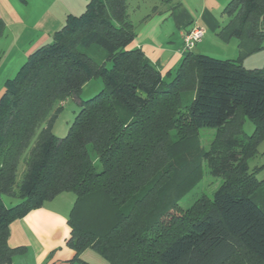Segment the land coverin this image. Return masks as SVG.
Masks as SVG:
<instances>
[{
    "label": "trees",
    "instance_id": "trees-1",
    "mask_svg": "<svg viewBox=\"0 0 264 264\" xmlns=\"http://www.w3.org/2000/svg\"><path fill=\"white\" fill-rule=\"evenodd\" d=\"M128 1L88 0L5 81L0 264L23 251L8 245L11 222L62 192L75 194L73 260L89 248L109 264H264V180L247 165L264 133V65L247 69L193 47L162 75L132 46ZM224 13L217 34L235 37L240 57L264 47V0H229ZM96 77L103 88L80 100ZM68 98L80 109L58 137L52 121ZM242 115L255 121L253 135L242 132ZM204 127L215 129L207 149ZM192 148L222 181L212 197L180 209L201 178L200 160L184 155ZM4 196L20 200L8 206Z\"/></svg>",
    "mask_w": 264,
    "mask_h": 264
},
{
    "label": "crops",
    "instance_id": "crops-1",
    "mask_svg": "<svg viewBox=\"0 0 264 264\" xmlns=\"http://www.w3.org/2000/svg\"><path fill=\"white\" fill-rule=\"evenodd\" d=\"M87 1L0 0V96L5 81L16 74L26 58L51 40L68 14H80ZM228 1L129 0L127 12L135 28L132 46L141 49L145 60L165 75L176 69L183 56V34L199 25L204 35L192 52L215 51L223 59L240 58L247 69L258 68L264 61V47L240 57L238 40L231 37L225 41L217 34L227 21L224 8ZM60 194L11 222L8 245L22 247L23 253L16 254L9 264L75 263V252L66 245L70 234L68 215L52 205ZM84 252L78 261L83 262Z\"/></svg>",
    "mask_w": 264,
    "mask_h": 264
},
{
    "label": "rangeland",
    "instance_id": "rangeland-1",
    "mask_svg": "<svg viewBox=\"0 0 264 264\" xmlns=\"http://www.w3.org/2000/svg\"><path fill=\"white\" fill-rule=\"evenodd\" d=\"M142 0H140L141 2ZM144 3H149L152 0H143ZM154 4V3H153ZM98 46L96 44H92L91 48H97ZM212 52V51H211ZM210 55L215 58H220L219 53H203ZM257 57V56H256ZM263 56H260V58ZM252 59V58H251ZM110 63H107V67H110ZM264 65V61L261 62V65L258 67H262ZM103 88V82L101 77L92 78L88 82H86L80 91L79 98L80 100H86L94 96L96 93H98ZM79 101H77L74 98H68L66 101L63 102L62 107L58 110L56 113L53 121H52V131L53 133L58 137H63L68 133L69 127L79 111ZM239 123L241 125V130L245 135H253L255 131V121L248 117L247 115H242L239 119ZM44 126V124H42ZM215 129L204 127L199 130L198 133V140L199 145L201 148L207 149L209 147V144L214 136ZM36 136H34L32 143L35 141ZM174 139H176V136H174ZM198 152L193 151V148L186 154L187 159L189 161L192 160H200L201 164V178L197 182V184L190 188L189 191H187L184 196L179 200L178 206L180 209L187 208L197 197H201L202 195L212 197L214 191L218 188L220 185L222 178L221 176H214L209 172V169L207 167V164L204 160L200 159V155L197 154ZM27 154V153H26ZM25 155L21 158L18 172H17V179L20 178L24 163L23 158ZM198 163V162H197ZM248 170L250 172H254V175L256 179L258 180H264V133L259 134L256 142V151L253 156H251L247 160ZM19 198H11L4 196L3 201L6 205H13L17 202H19ZM75 202V194L73 192H62L60 196L57 198L56 202H54V205H57L58 208L65 210L67 215L69 214L73 204ZM20 253H23L20 252ZM18 253V254H20ZM83 256V262H80L78 260L75 261L74 264H109L107 260H105L103 257H101L97 252H95L92 249H85ZM15 256V255H14ZM81 257V256H80ZM14 258V257H13Z\"/></svg>",
    "mask_w": 264,
    "mask_h": 264
},
{
    "label": "built area",
    "instance_id": "built-area-1",
    "mask_svg": "<svg viewBox=\"0 0 264 264\" xmlns=\"http://www.w3.org/2000/svg\"><path fill=\"white\" fill-rule=\"evenodd\" d=\"M204 35V28L199 25H194L182 36V51L191 50L198 42L201 41Z\"/></svg>",
    "mask_w": 264,
    "mask_h": 264
}]
</instances>
